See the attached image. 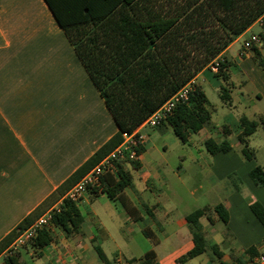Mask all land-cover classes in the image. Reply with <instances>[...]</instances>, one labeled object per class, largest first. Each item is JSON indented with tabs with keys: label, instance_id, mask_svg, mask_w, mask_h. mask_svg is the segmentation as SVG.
Instances as JSON below:
<instances>
[{
	"label": "crops",
	"instance_id": "1",
	"mask_svg": "<svg viewBox=\"0 0 264 264\" xmlns=\"http://www.w3.org/2000/svg\"><path fill=\"white\" fill-rule=\"evenodd\" d=\"M256 27L260 30L259 20L219 55L226 63L228 80L207 68L193 79L210 101L212 127L191 134L185 143L178 138L186 150L176 163L163 152L159 159L152 153L164 141L169 125L144 128L139 166L122 163L132 173V184L112 198L105 189L120 176L118 172L106 175L100 188L89 189L76 202L83 216L79 231L68 234L52 224L46 229L51 242L38 248L31 241L20 251L21 261L113 264L123 258L134 264H193L209 253L219 264H244L263 252L264 226L251 205L264 206V186L252 176L257 166L264 170V155H260L264 145L250 144L264 124L247 129L240 125L241 116L264 118V71L251 50L242 53L243 38ZM257 47L264 57V45ZM221 86L229 89V104L221 99ZM210 91L230 112L218 113ZM254 100L263 104L251 115L233 113L239 104L247 109ZM118 129L46 0H0V241L42 207ZM208 138L226 140L231 149L209 153L204 144ZM205 197L211 203L189 207L191 201ZM218 204L227 208L228 222L213 211L209 212L213 222L203 216L207 250L181 263L179 259L194 246L186 216ZM215 262L211 256L201 260V264Z\"/></svg>",
	"mask_w": 264,
	"mask_h": 264
},
{
	"label": "trees",
	"instance_id": "2",
	"mask_svg": "<svg viewBox=\"0 0 264 264\" xmlns=\"http://www.w3.org/2000/svg\"><path fill=\"white\" fill-rule=\"evenodd\" d=\"M58 23L100 91L110 110L118 132L101 146L80 168L66 179L56 192L8 236L0 241V253L13 241L20 230L29 226L92 169L105 155L120 145L124 133H131L166 100L219 56L239 35L262 14L264 0H46ZM264 45V44H263ZM253 57L264 70V57L259 48L251 49ZM218 77L229 79L226 63L221 62ZM221 99L231 102L226 86H221ZM172 127L176 136L187 142L190 135L206 126L212 127L210 101L199 85L194 84L189 99L177 105L174 113L162 122ZM264 124L241 116L243 129ZM227 129L226 134L230 133ZM209 153L231 149L226 140L205 141ZM143 148L140 149L142 151ZM247 157L251 156L245 152ZM125 160L123 162H128ZM118 163L120 179L105 189L110 197L132 184V173ZM138 167V161H131ZM254 180L264 186V170L252 171ZM251 209L264 226V206L254 202ZM215 212L224 223L229 213L223 204L198 208L186 216L194 246L179 261L184 263L207 250L201 218ZM83 216L76 202L64 198L53 224L68 234L77 233ZM52 240L43 229L32 240L42 248ZM254 247L248 249L249 251ZM101 258L103 252L97 248ZM149 255V254H148ZM220 255V253H219ZM256 255V254H255ZM6 264H25L21 252L6 258ZM246 264V263H244Z\"/></svg>",
	"mask_w": 264,
	"mask_h": 264
},
{
	"label": "built area",
	"instance_id": "3",
	"mask_svg": "<svg viewBox=\"0 0 264 264\" xmlns=\"http://www.w3.org/2000/svg\"><path fill=\"white\" fill-rule=\"evenodd\" d=\"M257 20L260 21V30L249 34L242 40V53L250 51L254 45L264 44V14ZM223 60L217 56L208 64L207 69L212 72H218ZM194 80L188 82L166 100L157 110L149 115L136 129L131 133H124L123 141L120 145L105 155L92 169H90L78 182H76L64 195L71 201L80 200L89 189H98L102 186L103 178L108 174L118 172V163L125 160L137 161L140 157V149L144 145L146 134L142 132L144 128H155L162 124L169 116L174 113L175 108L181 102L189 99L193 91ZM47 210L37 217L29 226L19 231L13 241L0 253V264H6V258L14 253L20 252L27 244L34 240L39 232L49 228L53 224L55 213L60 212L61 204ZM113 264H134L133 262L117 258ZM246 264H264V251L253 256Z\"/></svg>",
	"mask_w": 264,
	"mask_h": 264
},
{
	"label": "rangeland",
	"instance_id": "4",
	"mask_svg": "<svg viewBox=\"0 0 264 264\" xmlns=\"http://www.w3.org/2000/svg\"><path fill=\"white\" fill-rule=\"evenodd\" d=\"M259 28L256 27L254 32L258 31ZM264 71V70H263ZM209 98L211 100V103L214 105V104H217V106H213V107H218L219 109V114L222 115L223 113H227V112H230L229 109H227L228 107H224V109L221 107V103L220 101L218 100V95L217 93H213V92H209ZM261 102L257 101V100H254L253 103H250V106L249 108H244L243 105L239 104V107L234 109L233 110V113H237V114H243V113H246L247 115H251V113L255 110H257V108H259L261 106ZM166 130V129H164ZM165 138H164V141L160 142L159 146H158V149H154L152 151L153 153V156L157 159L161 158L160 155H162V152L164 153V156L165 158L171 162V163H176L179 158H180V155H183L185 150L184 148V145L183 143H181V141L178 139V137L175 135L173 129L169 126L168 127V130L165 131ZM174 140L177 142V145L174 144ZM264 145V128L262 126H260V129H259V133L252 137L251 139V146L252 147H258V145ZM164 148H166L164 150ZM189 145H188V160L191 158V155H190V150H189ZM260 155H264V150L260 152ZM209 185V183H208ZM210 185H211V182H210ZM212 199L210 197H205V198H202L201 200H199V202H192L189 205V207H194L196 205H208V203H211ZM190 209V208H189ZM220 224L222 225V223L220 222ZM220 225V226H221ZM208 256H211L212 258H214V260L216 261L215 263H210V264H217V260L215 258V256L213 254H209V253H205L203 254L200 258H197L195 261H193V264H201V260H207ZM219 264V263H218Z\"/></svg>",
	"mask_w": 264,
	"mask_h": 264
}]
</instances>
